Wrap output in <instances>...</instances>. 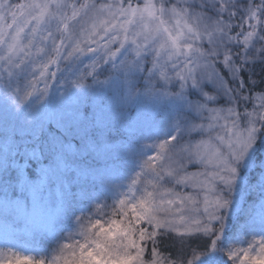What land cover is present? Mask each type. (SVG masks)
<instances>
[{"label":"snow or ice","instance_id":"snow-or-ice-1","mask_svg":"<svg viewBox=\"0 0 264 264\" xmlns=\"http://www.w3.org/2000/svg\"><path fill=\"white\" fill-rule=\"evenodd\" d=\"M0 264H264V0H0Z\"/></svg>","mask_w":264,"mask_h":264},{"label":"trees","instance_id":"trees-1","mask_svg":"<svg viewBox=\"0 0 264 264\" xmlns=\"http://www.w3.org/2000/svg\"><path fill=\"white\" fill-rule=\"evenodd\" d=\"M174 247V242L172 240H164L161 242V251H170Z\"/></svg>","mask_w":264,"mask_h":264},{"label":"rangeland","instance_id":"rangeland-1","mask_svg":"<svg viewBox=\"0 0 264 264\" xmlns=\"http://www.w3.org/2000/svg\"><path fill=\"white\" fill-rule=\"evenodd\" d=\"M79 2H83V0H79ZM109 203H111V201H109ZM23 251V250H22ZM23 254H34V253H28V252H24ZM52 253H48L45 254V259H49Z\"/></svg>","mask_w":264,"mask_h":264}]
</instances>
